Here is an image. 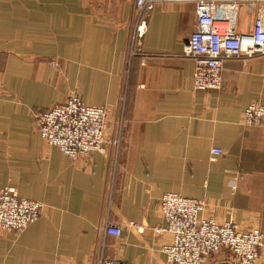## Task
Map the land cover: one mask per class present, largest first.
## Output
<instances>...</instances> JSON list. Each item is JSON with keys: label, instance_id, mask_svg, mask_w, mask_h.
I'll return each mask as SVG.
<instances>
[{"label": "crops", "instance_id": "crops-1", "mask_svg": "<svg viewBox=\"0 0 264 264\" xmlns=\"http://www.w3.org/2000/svg\"><path fill=\"white\" fill-rule=\"evenodd\" d=\"M134 4L0 0V188L43 205L21 234L0 237V264H164L170 237L153 229L166 193L204 201L203 218L259 229L264 264V121L242 122L249 104L264 105V58L228 59L219 90L195 91L182 56L194 6H156L131 55ZM252 20L242 7L237 33ZM71 94L108 108L111 127L123 122L117 153L71 161L43 142L34 115ZM107 224L120 235H105ZM201 264L231 259L222 251Z\"/></svg>", "mask_w": 264, "mask_h": 264}, {"label": "built area", "instance_id": "built-area-1", "mask_svg": "<svg viewBox=\"0 0 264 264\" xmlns=\"http://www.w3.org/2000/svg\"><path fill=\"white\" fill-rule=\"evenodd\" d=\"M190 3L194 6L195 26L188 37L182 56L193 61L192 86L195 91L216 90L221 85L224 61L232 58L247 61L264 57V0H135V25L131 47L134 54L146 31V18L158 4ZM253 12L247 33H237L239 10ZM135 50V51H134ZM136 53V52H135ZM52 65H55L52 63ZM109 109L87 106L75 95L45 113L35 115V129L49 147L58 149L75 161L92 153H117L122 129L119 121L110 126ZM264 121V105L252 102L242 114L246 126H259ZM111 130L112 137L106 138ZM211 155H222L214 148ZM205 203L174 193L161 196L158 210L162 226L154 234L166 233L170 240L161 249L164 264H201L220 250L231 254L232 264H258L262 234L258 229L241 231L231 223L216 225L202 217ZM43 211L41 203L22 199L13 189L0 192V234L21 233L35 222ZM105 235L118 237L117 226L107 224ZM101 264H128L110 259Z\"/></svg>", "mask_w": 264, "mask_h": 264}, {"label": "rangeland", "instance_id": "rangeland-1", "mask_svg": "<svg viewBox=\"0 0 264 264\" xmlns=\"http://www.w3.org/2000/svg\"><path fill=\"white\" fill-rule=\"evenodd\" d=\"M162 4V3H161ZM159 5V4H158ZM157 5V6H158ZM155 8V7H154ZM154 10V9H153ZM152 10V11H153ZM152 11L148 14V16L152 13ZM148 16H147V18H148ZM147 18H146V24H147ZM134 21H135V14H134ZM135 25V24H134ZM134 27V26H133ZM130 39H132V35H131V38ZM140 45H141V42H140ZM139 49H140V46H139ZM131 54V53H130ZM132 55V54H131ZM256 57H263V56H256ZM256 57H253V58H256ZM264 58V57H263ZM250 59H252V57L250 58ZM250 59H248L247 61H249ZM239 60H241V61H243L242 59H239ZM247 61H243V63H246ZM221 85H222V81H221ZM221 85L219 86V88H217L216 90H219L220 88H221ZM193 87V86H192ZM71 95H75V96H77L76 94H71ZM78 97V96H77ZM79 98V97H78ZM83 103V102H82ZM263 105V104H262ZM103 107V106H102ZM106 108V107H105ZM108 109V108H107ZM45 112H47V111H44V112H38V113H36L35 115H37V114H40V113H45ZM243 113H244V111H243ZM35 115H34V117H35ZM33 124H34V128H35V122H33ZM262 125V124H261ZM120 126H121V129L122 130H124V126H123V122L120 120ZM260 126V125H259ZM250 127H253V126H250ZM110 137H112V132L110 133V135L108 136V133L106 134V138H110ZM44 142V141H43ZM45 143V142H44ZM222 154H223V152H222ZM85 157H87V156H85ZM70 160V159H69ZM72 161V160H71ZM76 161V160H75ZM4 189H13L16 193H17V190H16V188L15 187H13V186H5V187H1L0 188V192L1 191H3ZM18 194V193H17ZM19 196V195H18ZM21 198V197H20ZM22 199H24V198H22ZM27 200H29V199H27ZM33 201V200H32ZM37 202V201H36ZM40 203V202H39ZM42 204V203H41ZM43 206V205H42ZM41 215V214H40ZM40 217V216H39ZM38 217V218H39ZM37 221V220H36ZM34 223V222H33ZM225 223H231L232 225H234L237 229H239L238 228V226L236 225V224H234V223H232V222H224V223H217V222H215V224L216 225H223V224H225ZM29 226V225H28ZM27 226V227H28ZM26 227V228H27ZM252 229H257V228H252ZM252 229H248V230H241V231H249V230H252ZM25 230V229H24ZM240 230V229H239ZM259 230V229H258ZM260 231V230H259ZM261 232V231H260ZM9 233H13V234H16V235H18V234H21V233H15V232H5V233H1L0 234V237L1 236H3V235H6V234H9ZM262 234V233H261ZM263 236V235H262ZM262 247H263V238H262ZM262 247L259 249V256H260V251H261V249H262ZM226 252L228 255H229V258L231 259V254L227 251V250H220V251H218V252H214V253H212L211 255H213V254H215V253H220V252ZM211 255H209V257L211 256ZM231 264H232V259H231Z\"/></svg>", "mask_w": 264, "mask_h": 264}]
</instances>
